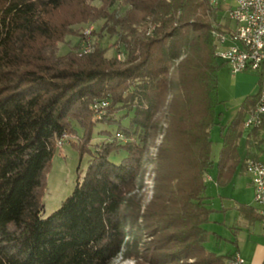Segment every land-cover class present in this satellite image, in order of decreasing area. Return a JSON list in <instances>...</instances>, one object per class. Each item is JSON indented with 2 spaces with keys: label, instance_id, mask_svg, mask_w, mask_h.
<instances>
[{
  "label": "trees",
  "instance_id": "trees-1",
  "mask_svg": "<svg viewBox=\"0 0 264 264\" xmlns=\"http://www.w3.org/2000/svg\"><path fill=\"white\" fill-rule=\"evenodd\" d=\"M65 8L72 15L62 20ZM218 8L208 0H0V264H111L119 254L142 264L231 260L205 249L211 130H221L216 182L226 186L256 160H240L239 149L264 64L258 92L223 125L217 79L226 64L218 63L212 34ZM74 25L92 29L84 35ZM63 44L69 49L60 54ZM169 94L154 197L143 207L146 135ZM102 101L104 114L93 109ZM100 123L116 131H102L106 137L90 150ZM78 130L87 168L43 218L53 151ZM262 131L264 121L246 136L258 140Z\"/></svg>",
  "mask_w": 264,
  "mask_h": 264
},
{
  "label": "rangeland",
  "instance_id": "rangeland-1",
  "mask_svg": "<svg viewBox=\"0 0 264 264\" xmlns=\"http://www.w3.org/2000/svg\"><path fill=\"white\" fill-rule=\"evenodd\" d=\"M222 8H218L221 13V19L218 20V24L215 26L214 31L222 33L226 29L231 28L234 29L233 23H229L227 16L224 12V3L222 4ZM219 13V12H218ZM72 15V12L68 9H63L57 17L60 19L68 18ZM73 30L77 31L80 28L84 29V35H88L91 31V27H84L83 25H74L72 26ZM213 37V35H212ZM214 39V37H213ZM71 45H74L76 42V38H70ZM106 46L111 45L112 42H106ZM215 44V40H214ZM91 47L90 45H88ZM87 46V47H88ZM88 47V52H89ZM69 47L66 44L60 45L59 53L64 54L68 51ZM91 51V49H90ZM108 57H113L115 55V51L113 49L108 50ZM120 57H118L119 59ZM218 63L221 65L224 62L218 59ZM172 75V71L170 73ZM258 72H247L242 74L232 75L229 68L224 65V67L218 73V89L217 95L218 100L223 102L217 107V112L222 113V123L226 124L230 121L237 109L240 107V104L244 98H240L241 95H250L254 93L257 89V80H258ZM243 97V96H242ZM171 95L169 94L167 97V102L164 108H159L157 113L153 116V121L149 125L150 130L148 131L146 138L147 141L144 145V160H147L146 168H141V172L139 173V181L141 189L138 193V197H142L143 199V207H146L150 204L154 197L155 192V181L157 179V173L160 168V153L162 150V146L165 139V132L169 125V118L167 116V106L171 100ZM123 114H119L117 118H120ZM100 119V118H98ZM128 123V118L122 119L121 124L126 126ZM153 131L154 135L150 136V131ZM102 131H108L111 134H114L116 131V125H108L105 123L97 124L92 132V139L90 142V150L94 148V145L101 142L105 135H103ZM76 135L72 136H64L61 141L57 143L56 148L53 151L52 157L50 159V164L48 171L44 177L46 184V191L42 197V217L45 218L49 216L51 213L56 211L61 203L71 194L75 183L78 178H81L87 168V163L89 160V153L84 151L81 152L78 148L79 140L82 137L80 130L77 131ZM151 137V138H150ZM151 139V140H150ZM124 140V138L122 139ZM211 140L212 151L211 156L214 161V166L217 164V160L219 157V151L221 147V137H220V127H215L211 130ZM216 168V167H215ZM146 169V172L142 174V171ZM214 170V169H213ZM212 169L209 172V176H211ZM250 178V176H248ZM246 175L238 176V185L234 189L235 199H241L240 202L249 201L251 190L246 185L249 178ZM142 182L140 183V180ZM138 185V186H139ZM214 190L212 183L206 184V193L209 195ZM228 190V189H225ZM239 197V198H237ZM254 201V197H253ZM255 203V201H254ZM225 206L230 205L226 201L224 202ZM213 206L218 207L217 201L214 202ZM231 215L232 210H230ZM221 218L220 213H214L211 216V220H216ZM210 224V223H209ZM209 224H206L205 227L209 228ZM128 239V237H127ZM226 246V243H221L219 245L215 244L212 241L211 237L209 238L208 243L205 244V249L207 251L216 252L219 248ZM142 251V250H141ZM111 264H142L140 259L131 260V259H123L121 254H119Z\"/></svg>",
  "mask_w": 264,
  "mask_h": 264
},
{
  "label": "crops",
  "instance_id": "crops-1",
  "mask_svg": "<svg viewBox=\"0 0 264 264\" xmlns=\"http://www.w3.org/2000/svg\"><path fill=\"white\" fill-rule=\"evenodd\" d=\"M247 72L249 71L241 72L239 74L247 73ZM258 81H259V77L257 80V89L254 93L250 95L240 96V98H244L241 104L246 98L255 95L258 92L259 90ZM231 120L228 121L226 124H223L222 123L223 121L221 123L223 125H228L231 122ZM244 129H245V135L240 142V149H239L240 160L247 161L248 159H256V161H260L264 163V131H262L259 134V139L257 140L256 138H254V136H249V137L246 136L247 132L251 129L248 130L245 127ZM220 137H221V130H220ZM256 140L257 141L261 140L259 146L255 145ZM218 160H217V164H218ZM217 164L212 168L211 176H209L208 173V175L206 176L207 180H205V184H207L208 182L213 184L214 190L209 195L205 192L207 196L206 202L209 208L212 209V213L207 223V224L210 223L209 228L205 227L206 224L204 225V228L208 232V239L206 243H208L209 238L211 237L212 241H214L215 244L219 245L224 242L226 243V246L219 248L218 251L216 252H212V251L209 252L215 253L217 255L228 254L230 256L238 254L244 260L245 264H264V225H262L261 220L256 218L257 217L256 215H258L257 214L258 207L253 201L254 192L250 178L246 174L245 170L241 172L237 171L230 184L226 186H219L216 182ZM240 175H246L249 178L246 185L249 187V189L252 192L249 201H246L247 203L240 202L241 199H235L236 196L234 195V189L235 187H237L236 185H238L237 177ZM215 201H217L218 207L213 206ZM225 201L230 205L225 206L224 205ZM242 206L248 208V211H245L243 214L239 210V208ZM230 210H232L233 213L232 215L230 213ZM214 213H220L221 218H218L216 220H211V216Z\"/></svg>",
  "mask_w": 264,
  "mask_h": 264
},
{
  "label": "built area",
  "instance_id": "built-area-1",
  "mask_svg": "<svg viewBox=\"0 0 264 264\" xmlns=\"http://www.w3.org/2000/svg\"><path fill=\"white\" fill-rule=\"evenodd\" d=\"M224 12L234 29L217 32V58L226 64L232 75L246 71L259 72L264 64V0H224ZM84 51L88 52L87 46ZM262 93L264 80L258 100L245 118L244 127L247 129L256 119L261 102H264ZM107 106L108 103L102 101L95 104L93 109L104 114ZM249 173L257 214L264 225V166L255 167ZM230 259H234V264H245L238 254Z\"/></svg>",
  "mask_w": 264,
  "mask_h": 264
},
{
  "label": "bare ground",
  "instance_id": "bare-ground-1",
  "mask_svg": "<svg viewBox=\"0 0 264 264\" xmlns=\"http://www.w3.org/2000/svg\"><path fill=\"white\" fill-rule=\"evenodd\" d=\"M209 5L212 8H217L220 7L222 8V4L224 3V0H208ZM223 9V8H222ZM215 39H216V48L218 45V35L215 34ZM262 100H264V93H262ZM262 121H264V102H261L260 104V111H257V117L253 121H251L249 129H254V128H259L262 124ZM264 166V163L256 160H249L246 163V174L250 176L249 170L255 168V167H262ZM226 264H234V259L229 260Z\"/></svg>",
  "mask_w": 264,
  "mask_h": 264
}]
</instances>
